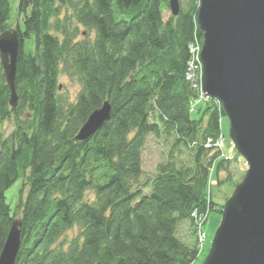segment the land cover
<instances>
[{
  "label": "trees",
  "instance_id": "obj_1",
  "mask_svg": "<svg viewBox=\"0 0 264 264\" xmlns=\"http://www.w3.org/2000/svg\"><path fill=\"white\" fill-rule=\"evenodd\" d=\"M168 1L18 0L20 24L0 0V33L19 35L13 108L0 64V128L12 123L0 129V252L20 219L15 264L196 259L197 219L223 208L208 191L212 173L231 179V161L243 158L213 146L223 138L221 104L199 100L186 79L190 44L202 43L198 0L164 19ZM60 75L78 82L73 99L59 93ZM104 102L109 119L76 140ZM149 135L168 151L143 178Z\"/></svg>",
  "mask_w": 264,
  "mask_h": 264
},
{
  "label": "water",
  "instance_id": "obj_2",
  "mask_svg": "<svg viewBox=\"0 0 264 264\" xmlns=\"http://www.w3.org/2000/svg\"><path fill=\"white\" fill-rule=\"evenodd\" d=\"M172 15L178 0H169ZM201 92L220 102L229 136L246 171L225 201L202 264H264V0H198ZM19 49L16 29L0 33V64L11 107ZM108 102L94 110L75 136L90 138L110 117ZM21 220L13 219L0 264H15Z\"/></svg>",
  "mask_w": 264,
  "mask_h": 264
},
{
  "label": "rangeland",
  "instance_id": "obj_3",
  "mask_svg": "<svg viewBox=\"0 0 264 264\" xmlns=\"http://www.w3.org/2000/svg\"><path fill=\"white\" fill-rule=\"evenodd\" d=\"M9 2L11 7L10 21H13L14 23L18 21L21 24L22 14L20 16H18L17 14L18 0H9ZM186 2L187 0H178L180 6L185 5ZM169 15H171L170 9L164 11L163 14L164 19H167ZM12 28H14V26H12ZM82 29L83 28L80 27V30ZM58 84H59V93L67 95L70 99H73L80 89L78 82L76 80L67 77L66 75H60L58 79ZM191 115L195 116V113L193 112ZM11 124H12L11 120H9V122H7L5 125L3 124V126L0 128L1 131H3L4 134H8L12 128ZM221 131L223 134V138L221 139L220 142H218L217 148L223 151L222 154L227 155V157H235L234 154L236 149L234 148L229 136V121L226 116L221 117ZM167 148H168L167 145L164 142H162L161 139L149 135L146 144L144 146V149L142 151L143 178L146 177L151 178L154 175L157 164L166 159L167 151H168ZM239 159L240 157H237L235 161L234 160L231 161V166H230L231 179H225L226 173H221L220 174L222 177L221 179L223 180L221 182H217V177L215 175V172L212 173L210 179L211 182H210V186L208 187V191H210L212 200L215 203L224 205L225 201L232 194L235 185L242 180L246 171V164H245V160H243V162L241 163ZM17 185L18 182L7 190L6 192L7 196H10V194L13 193V191L17 188ZM148 192L149 189L145 191V193ZM13 201L14 200H9L10 203H12ZM220 217H221V213L218 214L216 211H212L209 213L207 219L204 218L203 221L202 220L198 221V223L205 222L206 225L202 224V227H200V229H202L203 231L202 230L200 231L201 235L200 237H198L199 250L197 252V257L192 264H202L207 254L213 233L219 224ZM197 232L199 233V230ZM181 234L184 235V237L186 238L190 235L188 232H186V229L185 230L181 229Z\"/></svg>",
  "mask_w": 264,
  "mask_h": 264
},
{
  "label": "built area",
  "instance_id": "obj_4",
  "mask_svg": "<svg viewBox=\"0 0 264 264\" xmlns=\"http://www.w3.org/2000/svg\"><path fill=\"white\" fill-rule=\"evenodd\" d=\"M200 51H201V45H199L198 42H193L190 44V52H191V61L188 62V67H187V74H186V79L191 83L193 88H197L199 90L198 94V99L199 100H205L207 97L203 95L201 92V60H200ZM217 102H219L217 100ZM220 103V102H219ZM221 141V138L213 145L216 149H218L217 144L218 142ZM244 160V159H242ZM205 217L202 219H197L196 226H197V231L199 230L198 237H200V227H202L203 222H199L200 220H204ZM199 227V228H198ZM203 231V230H202Z\"/></svg>",
  "mask_w": 264,
  "mask_h": 264
}]
</instances>
